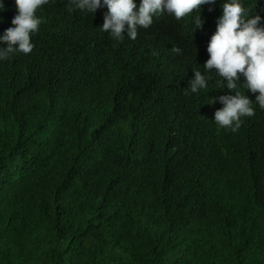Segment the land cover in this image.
I'll return each mask as SVG.
<instances>
[{
    "label": "trees",
    "instance_id": "obj_1",
    "mask_svg": "<svg viewBox=\"0 0 264 264\" xmlns=\"http://www.w3.org/2000/svg\"><path fill=\"white\" fill-rule=\"evenodd\" d=\"M223 2L193 33L162 15L121 42L99 29L106 7L37 9L32 52L0 60V264H264V109L233 132L212 121L219 77L186 89ZM245 4L264 19V0ZM152 33L185 67L146 51Z\"/></svg>",
    "mask_w": 264,
    "mask_h": 264
},
{
    "label": "clouds",
    "instance_id": "obj_2",
    "mask_svg": "<svg viewBox=\"0 0 264 264\" xmlns=\"http://www.w3.org/2000/svg\"><path fill=\"white\" fill-rule=\"evenodd\" d=\"M215 2L140 0L137 6L134 0H68L67 10L69 13L79 10L94 14L98 8L106 7L107 12L99 29L121 42L125 37L135 40L139 29H148L154 18L162 15H171L176 20L191 17L193 33L202 26L201 6L213 5ZM48 3L49 0H15L16 14L12 17L11 25L0 34V60L17 53L27 55L32 52L35 47L32 37L45 22L44 17L36 14L37 9ZM221 8L222 14L217 19L216 30L206 48L208 59H203L204 71L201 72L197 66L193 70L194 78L186 89L198 93L208 88L213 75L219 77L214 83L228 92L209 98V105H222L214 112L212 121L220 128L235 132L241 126L243 117H252L255 111L260 110L253 107L254 103L264 109V19L257 11L253 14V8L247 6L245 0H224ZM3 10L4 3L0 0V11ZM142 42L146 43L148 53L167 55L176 60L171 70L173 74L177 69L185 67L182 61L188 56V49L180 41L152 33ZM240 89L256 94L255 100H250Z\"/></svg>",
    "mask_w": 264,
    "mask_h": 264
}]
</instances>
